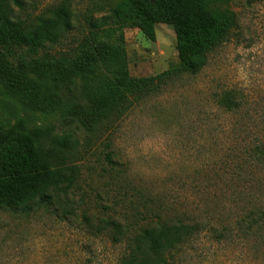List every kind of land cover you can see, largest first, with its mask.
Masks as SVG:
<instances>
[{
	"label": "rangeland",
	"instance_id": "obj_1",
	"mask_svg": "<svg viewBox=\"0 0 264 264\" xmlns=\"http://www.w3.org/2000/svg\"><path fill=\"white\" fill-rule=\"evenodd\" d=\"M116 1L26 0L22 18L65 5L71 27L36 52L0 47V127L71 134L78 168L50 203L0 210V264H118L140 229L165 222L193 232L169 264H264V163L250 155L264 145V0L229 1L235 24L194 74L178 65L170 25L155 23L153 38L115 25ZM129 78L159 85L132 93L104 136L88 134L92 105ZM105 221L120 224L119 241Z\"/></svg>",
	"mask_w": 264,
	"mask_h": 264
},
{
	"label": "trees",
	"instance_id": "obj_2",
	"mask_svg": "<svg viewBox=\"0 0 264 264\" xmlns=\"http://www.w3.org/2000/svg\"><path fill=\"white\" fill-rule=\"evenodd\" d=\"M230 0H117L110 18L115 25L127 22L137 26L149 38L153 25L166 23L175 34L179 66L189 73L199 72L207 62V52L235 24L234 13L226 6ZM26 0H0V47L26 46L36 52L56 44L71 27L72 11L61 5L33 20L22 18L19 11ZM166 74L163 72L162 75ZM154 78H129L106 92L81 121L88 134L104 136L133 102L132 93L146 95L157 89ZM160 80V76L156 77ZM222 104L237 106L234 94L228 93ZM77 141L69 133L52 129H29L21 122L10 128L0 127V210L27 211L33 204H48L53 192L68 190L78 168L71 162ZM109 149L110 144L104 145ZM251 158L264 163V145L255 144ZM111 162L110 152H105ZM112 229V240L122 235L115 221H105ZM192 232L189 224L165 222L139 230L131 239L129 251L118 264H169L166 251L182 243Z\"/></svg>",
	"mask_w": 264,
	"mask_h": 264
}]
</instances>
